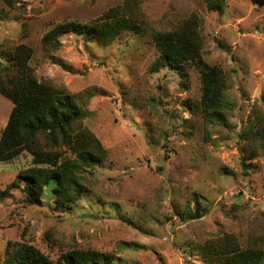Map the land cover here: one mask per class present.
Wrapping results in <instances>:
<instances>
[{"label": "rangeland", "instance_id": "obj_1", "mask_svg": "<svg viewBox=\"0 0 264 264\" xmlns=\"http://www.w3.org/2000/svg\"><path fill=\"white\" fill-rule=\"evenodd\" d=\"M123 0H20L0 2L2 53L24 45L39 82L64 89L86 113L77 124L104 148L107 159L84 172L87 194L70 209L27 203L17 175L33 168L23 152L0 161V264L8 242L24 243L57 262L76 250L95 251L109 264H203L198 246L233 236L241 247H264V150L247 160L239 136L259 109L264 112V0H227L222 14L205 0H143L148 28L122 32L108 46L70 33L46 52L42 38L58 25L95 23ZM200 17L201 57L226 81L225 120L207 124L196 112L200 74L186 77L156 69L154 32L174 31ZM12 104L0 97V137ZM60 162L74 159L66 148ZM194 195H197L194 200ZM199 210L185 220L176 210Z\"/></svg>", "mask_w": 264, "mask_h": 264}, {"label": "trees", "instance_id": "obj_2", "mask_svg": "<svg viewBox=\"0 0 264 264\" xmlns=\"http://www.w3.org/2000/svg\"><path fill=\"white\" fill-rule=\"evenodd\" d=\"M143 0H123L121 6L110 9L95 23H66L56 26L41 40L44 51L55 50L60 38L75 33L86 42H96L102 47L110 45L122 32L143 34L148 28L140 3ZM227 0H205L209 12L222 14ZM10 9H17L20 0H0ZM201 19L193 15L174 31L154 32L152 42L159 53L154 68H169L184 79L185 68L192 65L200 74L201 100L195 106L207 124L223 122V94L225 77L217 67L206 64L201 57ZM32 51L24 45L2 53L0 64V97L12 104L7 124L0 137V161L13 160L26 152L32 157L33 168L20 172L12 186H23L28 204L42 205L45 191L52 190L54 204L62 211L68 210L86 194L83 173L103 165L107 154L88 130L77 126L86 113L75 97L64 89L39 82L29 67ZM264 105V99L262 101ZM239 136L244 144L247 160L256 158L264 150V112L255 111ZM66 148L74 159L60 162ZM8 187L0 192V199L8 194ZM197 195H194L196 200ZM176 214L185 220H200L198 209L179 210ZM203 264H264V247L258 240L241 247L231 235L209 240L198 246ZM112 257L95 251H71L57 262L24 243L8 242L4 264H109Z\"/></svg>", "mask_w": 264, "mask_h": 264}]
</instances>
